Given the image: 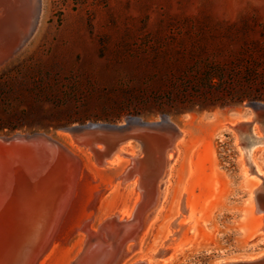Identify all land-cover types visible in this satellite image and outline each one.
I'll return each mask as SVG.
<instances>
[{
	"label": "rangeland",
	"instance_id": "rangeland-1",
	"mask_svg": "<svg viewBox=\"0 0 264 264\" xmlns=\"http://www.w3.org/2000/svg\"><path fill=\"white\" fill-rule=\"evenodd\" d=\"M252 40L264 42V0H44L36 33L0 62V125H18L0 128V135L44 131L64 140L61 130L70 124L167 115L187 128L169 170L175 193L167 216L156 228L151 222L134 257L166 235L181 197L179 220L194 212L198 224L166 264L258 254L264 235L250 243L254 227L244 222V210L251 183L264 184V125H243L236 134L225 120L250 99L222 103L230 79L223 69ZM210 71L215 83L206 86ZM4 147L0 142V187L15 179L17 199L10 213L0 212V264H23L45 230H56L45 264H63L81 226L119 201L110 188L113 173L81 154L72 188L49 177L41 186L34 168L20 173L21 158L8 157ZM245 150L253 153L249 174Z\"/></svg>",
	"mask_w": 264,
	"mask_h": 264
},
{
	"label": "water",
	"instance_id": "water-1",
	"mask_svg": "<svg viewBox=\"0 0 264 264\" xmlns=\"http://www.w3.org/2000/svg\"><path fill=\"white\" fill-rule=\"evenodd\" d=\"M241 111L234 110L236 121L229 124L231 131L239 134L241 127H252L254 122L264 125V101L250 99L242 104ZM70 141L90 153L99 166H109L115 156L128 160L118 174L117 181L128 187L136 179L135 190L139 199L134 203L129 218L121 216L123 207L111 212L93 229L85 232L82 248L69 264H148L172 255L169 239L156 245L149 257L140 258L134 254L140 249L139 243L144 230L152 218L161 198L163 178L175 157L178 141L184 135L182 126L174 124L165 116L156 120H144L133 116L124 122L86 121L66 126ZM45 134V140L57 148V152L76 168L80 158L72 152V146L63 140H56L44 131L29 132L26 137ZM5 134V140L14 135ZM56 137V136H55ZM128 146H132L129 149ZM68 164V163H67ZM249 205L254 213L263 217L261 229L264 231V184L252 195L249 192ZM183 206V201H182ZM174 224V223H172ZM260 236L250 241L259 240ZM46 238L39 240L23 264H34ZM213 264H264V251L258 254L242 253L234 257H221Z\"/></svg>",
	"mask_w": 264,
	"mask_h": 264
},
{
	"label": "bare ground",
	"instance_id": "bare-ground-1",
	"mask_svg": "<svg viewBox=\"0 0 264 264\" xmlns=\"http://www.w3.org/2000/svg\"><path fill=\"white\" fill-rule=\"evenodd\" d=\"M44 13V0H0V62L4 59L10 57L15 51H17L23 44H25L37 31L39 25L41 24L42 18ZM242 107L237 108V111H241ZM165 116L169 119L170 122H175L167 115ZM133 116L127 117V120H131ZM225 122L230 120V123L233 124L236 121V118H226ZM229 124H227L228 126ZM229 128V127H228ZM183 131L186 132L187 128L184 126L182 127ZM63 132L67 134V138L63 141L68 142L72 146V152L80 158V165H81V154L90 155L84 149L73 145L70 141V135L66 129V126L62 128ZM13 138L10 140H5L4 136L0 137V142L3 143L5 146L4 149L7 151L8 157H12V155H18L21 158L22 164L19 167L20 173H26L28 170L33 171V178L37 180L39 185H44L48 177L54 178L56 181L65 182V188H72L74 185L77 176L80 171V166L76 168L75 164H71L67 162L57 152V148L51 142L45 140V134H36L31 137H26L29 132H22V131H15L11 133ZM5 135V134H2ZM11 135V136H12ZM49 136H53L56 140H62L60 137H55L53 134L49 133ZM182 138V137H181ZM178 141V145H182L183 139ZM129 149L133 150L132 146H128ZM178 149V146H177ZM177 153V151H176ZM91 156V155H90ZM176 156V154H175ZM244 157V163L247 164V171L246 174L252 172V164L254 162L253 153L249 150H245L242 153ZM92 158V157H91ZM175 158V157H174ZM173 158V160H174ZM12 160V158H11ZM9 158V161H11ZM172 160V162H173ZM166 172V175L163 178V186H162V194L160 198V202L150 219L148 225L146 226L143 236L139 243V248L141 242L145 236V233L152 222V227L156 228L157 225L167 216V210L169 208V204L171 202V198L175 193V187L170 183V167ZM68 163V164H67ZM128 163V160L122 156H115L114 159L111 161L109 166L103 167V169L109 170L114 175L113 183L110 185V188L115 189V193L119 199V201L115 202L110 206L103 214L99 215L98 221L93 222L91 219L87 221V223L81 226L82 234L77 241L76 247L73 249L72 253L67 257V260L63 264H69L73 258L78 254L80 249L82 248V244L84 241L85 232L89 229H93L95 225L102 220L105 216L114 212V210L118 209V207L122 206L123 211L121 216L129 218L131 215V211L133 209L134 203L139 199V195L135 190L136 179L131 183L128 187H122L119 185L117 181V176L122 170L123 167ZM96 164V163H95ZM97 165V164H96ZM99 166V165H98ZM18 168V167H17ZM257 169L256 171H258ZM255 172V171H254ZM257 177L259 174H256ZM12 176V175H11ZM21 177V176H20ZM7 177H3L2 179H6ZM15 179L12 180H1L2 182L6 181L5 186L2 183L0 187V195L2 196L1 201L3 202V206H1V216H4L7 213L4 210H8L10 213V209L16 201L15 196ZM260 181L255 180L251 183L249 192L252 193L261 186ZM26 189V188H25ZM25 192V191H24ZM30 192V191H29ZM20 193V192H19ZM183 197H181L179 205H178V215L175 217H171L167 224V233L166 235L160 240V242L152 245L147 251L142 252L139 254L140 258L149 257L148 254L155 250L156 245L161 244L164 240L169 239V247L172 248L173 253L167 258L157 260L155 262L149 260L148 264H164L168 263L169 261L175 259L177 257V252L182 249L185 245H187L190 241V238L193 236L191 230L196 228L198 224V218L194 212L189 217H185L182 221L179 220L180 211L185 210L184 205L182 206ZM12 204V205H11ZM11 205V206H10ZM28 208L31 207L27 206ZM56 206L53 205L50 211L55 210ZM55 213V212H54ZM51 213L53 216V220L56 218V213ZM9 216V214H8ZM94 217V216H93ZM244 217L245 221L249 220L252 221L254 231L251 233V240L257 238L260 235H264V231L261 229L263 217L261 215H256L254 213V206L251 204L247 206L244 210ZM26 218H23L19 224L16 226V231L19 236L22 235V231L26 230V225L24 224ZM154 220V221H153ZM174 223V224H172ZM6 227V226H5ZM6 229V228H5ZM4 230V229H3ZM56 231V230H54ZM51 232L50 230H45L42 233L40 240L42 238H46L45 243L40 248L39 255L37 256L36 262L34 264H45L47 260V256L51 252L52 242L54 240L55 232ZM0 233L3 232L0 230ZM26 233V232H24ZM5 234V232H4ZM1 235V234H0ZM3 237V236H2ZM1 237V238H2ZM1 240V239H0ZM39 243V241H38ZM37 243V244H38ZM37 244L35 246H37ZM34 246V247H35ZM4 256V255H3ZM6 256V255H5Z\"/></svg>",
	"mask_w": 264,
	"mask_h": 264
},
{
	"label": "trees",
	"instance_id": "trees-1",
	"mask_svg": "<svg viewBox=\"0 0 264 264\" xmlns=\"http://www.w3.org/2000/svg\"><path fill=\"white\" fill-rule=\"evenodd\" d=\"M230 79L225 83L226 99L242 101L244 99H264V42L252 40L245 42L232 64L223 69ZM216 75L210 73L205 78L206 86L215 83ZM17 128L18 125H0V128Z\"/></svg>",
	"mask_w": 264,
	"mask_h": 264
}]
</instances>
